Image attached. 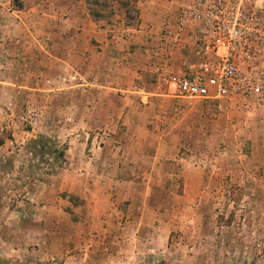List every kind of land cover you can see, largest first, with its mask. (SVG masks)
I'll use <instances>...</instances> for the list:
<instances>
[{
    "label": "rangeland",
    "instance_id": "obj_1",
    "mask_svg": "<svg viewBox=\"0 0 264 264\" xmlns=\"http://www.w3.org/2000/svg\"><path fill=\"white\" fill-rule=\"evenodd\" d=\"M41 2L0 0V264H264V110L165 97Z\"/></svg>",
    "mask_w": 264,
    "mask_h": 264
},
{
    "label": "built area",
    "instance_id": "obj_2",
    "mask_svg": "<svg viewBox=\"0 0 264 264\" xmlns=\"http://www.w3.org/2000/svg\"><path fill=\"white\" fill-rule=\"evenodd\" d=\"M259 0H185L163 41L180 43L187 26L198 29L193 58L179 72L157 73L158 84L182 99L264 109V7ZM168 38V40H166Z\"/></svg>",
    "mask_w": 264,
    "mask_h": 264
},
{
    "label": "crops",
    "instance_id": "obj_3",
    "mask_svg": "<svg viewBox=\"0 0 264 264\" xmlns=\"http://www.w3.org/2000/svg\"><path fill=\"white\" fill-rule=\"evenodd\" d=\"M85 2L86 0H42L41 5L38 6L39 11L42 12L43 15H60L66 17L63 21L64 25H62L61 32H74L80 39H83L82 37L84 36L86 43L90 45V48L87 49L90 50L91 53L93 50L97 49L101 51L99 55L102 57L106 51L112 52L121 47L124 51L122 58H119V56H121L119 53H114L109 62L123 64L125 72L128 74H137L138 71L146 69L147 67H151V70L155 71V73H177L179 72L182 60L193 58L192 47L195 39L198 38V29L194 25L187 26L183 31L184 39L186 40V43L183 45L179 43L167 45L166 41L162 40L166 35V31H169L174 25L170 23L173 21V18L172 21H170L167 16L176 14L175 11H171L172 6H168V0H138L137 9L141 22L137 27L126 28V30L123 26L122 30H116V28L110 30L104 22H100V20L94 21L90 17L89 10L86 9ZM183 2H185V0H183ZM28 10V12H30L37 9L35 7ZM11 14L16 13L15 11H11ZM119 35L121 36L118 37ZM166 40H168V38H166ZM75 49H78L77 53H79L82 49V43L79 42ZM90 58L89 62H91V68L93 69L94 65L100 62L97 61L98 58L94 56V54H92ZM95 61H97V63H94ZM101 62L108 63L106 60ZM110 94L112 95L113 93ZM163 95L172 99H182L167 92ZM134 99L135 97H133V100ZM257 109V111L264 110L259 107H257ZM257 116L255 125L256 127H260V117H264V115L260 112ZM263 139L264 138L257 136L254 140L257 154L264 153ZM260 160L261 159L257 157L256 161ZM258 168L259 167L256 166L257 171H259ZM66 184L70 185L71 183ZM106 192L109 191L106 190Z\"/></svg>",
    "mask_w": 264,
    "mask_h": 264
},
{
    "label": "trees",
    "instance_id": "obj_4",
    "mask_svg": "<svg viewBox=\"0 0 264 264\" xmlns=\"http://www.w3.org/2000/svg\"><path fill=\"white\" fill-rule=\"evenodd\" d=\"M102 3V5L98 1H91L89 3L90 6L94 5L96 7V9L89 10L90 17L94 21L104 19L106 15L116 16L117 14L127 17L132 11L135 14L137 13L135 7H132L133 0H102ZM107 10H109L108 13L106 12Z\"/></svg>",
    "mask_w": 264,
    "mask_h": 264
}]
</instances>
